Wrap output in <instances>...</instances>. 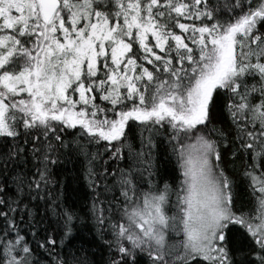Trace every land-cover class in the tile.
I'll list each match as a JSON object with an SVG mask.
<instances>
[{"label": "snow or ice", "instance_id": "obj_1", "mask_svg": "<svg viewBox=\"0 0 264 264\" xmlns=\"http://www.w3.org/2000/svg\"><path fill=\"white\" fill-rule=\"evenodd\" d=\"M132 126L142 139L129 159L148 170L153 138L166 134L184 180L169 215V185L143 191L131 170L89 169L90 186L123 213L110 264H264V0H0V138L32 145L0 157L6 180L30 151L38 167L27 187L39 192L69 129L124 159L115 145ZM240 156L251 160L247 211L223 167ZM13 181L12 195L0 187V264H38L9 216L25 187L22 175ZM62 215L61 242L75 217Z\"/></svg>", "mask_w": 264, "mask_h": 264}, {"label": "trees", "instance_id": "obj_2", "mask_svg": "<svg viewBox=\"0 0 264 264\" xmlns=\"http://www.w3.org/2000/svg\"><path fill=\"white\" fill-rule=\"evenodd\" d=\"M252 82L249 80L250 84ZM72 131L69 129L64 134V140ZM141 131V129L132 126L131 131L128 132V139L122 145H115V147H121L124 157L121 160L112 158V149L105 142L88 145L86 141L84 146L75 148L74 151L65 148L60 150L58 162L48 165V182L46 185L41 184L39 192L34 187L29 191L27 187L28 181L34 178L38 167L30 151L25 152L22 160H14L10 164L7 170V180L2 160H0V187L6 183L9 195H12L17 187L13 178L18 174L24 177L25 187L20 197L21 202L17 211L9 213V216L14 218L16 228L20 232L28 227L36 229L35 249L40 254L47 255L51 264H57L61 259L67 261L68 264H76L77 261H82L83 264H110L111 260L117 258L112 225L120 221L123 213L117 211L110 203L113 199L112 193L104 194L102 187L94 190L90 186L88 178L90 168L97 173L103 172L105 168L109 172L116 169L131 170L143 191H148L150 187L155 189L157 186L169 185L171 203L168 214H175V193L184 180L178 154L173 151L175 142L169 143L166 134L154 136L155 147L151 151V167L144 170L143 166L134 158L129 159L130 156L134 157L135 153L141 150ZM147 136L148 132H143V137ZM16 144L26 149L32 147L31 144L25 146L23 138L15 144L11 139L0 138V157L9 149H14ZM93 154L96 156L94 160ZM82 156H85V159ZM245 159H248L249 163L251 162L250 158L243 156L235 158L234 161L229 157L223 167L234 181L236 209L247 211L252 206V197L248 181L243 176ZM149 172L152 174L151 178H149ZM116 195L118 196L119 193L117 192ZM13 198L16 199V197ZM101 208L104 209L102 213ZM69 209L75 214V217L71 224V232L61 242L68 232L62 213ZM0 211H6V209L0 206ZM88 216H91L97 226V235L88 228L87 224L78 225L80 219L86 221ZM101 216H103V222L98 220ZM0 220H4V218L0 217ZM74 230L76 235L72 240L68 239ZM13 231L15 232V230ZM50 239L56 241V244H50ZM174 239H182V235L174 237ZM110 242H112L111 248L109 247ZM235 242L241 243L239 237ZM146 259L145 257L141 264H145Z\"/></svg>", "mask_w": 264, "mask_h": 264}, {"label": "rangeland", "instance_id": "obj_3", "mask_svg": "<svg viewBox=\"0 0 264 264\" xmlns=\"http://www.w3.org/2000/svg\"><path fill=\"white\" fill-rule=\"evenodd\" d=\"M71 133L65 138V142L69 144V146L65 149L70 150V151H74L75 148H81L82 146H84L86 140H80L79 138H74ZM82 157H84V159H85V156H82ZM81 224L82 225L87 224L88 228L90 230H92V232H94V234L97 233V226L95 225L91 216H88V219L86 221L80 219L78 225H81ZM5 227H6L5 220H0V238H2V236H3ZM74 228H75V226H74ZM14 234H15V232L13 231V236H14ZM35 234H36V229H33L31 227H28L27 229L25 228L24 231L20 232V235L25 238V240L28 242L29 246L31 247V249L33 251V256L38 261V264H51L50 260L47 258L48 257L47 255L40 254L35 249V246H34L35 245V241H34ZM75 235H76V231L74 230L68 239L72 240Z\"/></svg>", "mask_w": 264, "mask_h": 264}]
</instances>
